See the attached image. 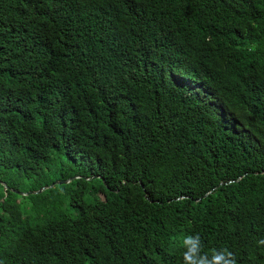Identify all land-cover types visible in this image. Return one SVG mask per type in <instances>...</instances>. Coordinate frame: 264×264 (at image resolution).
<instances>
[{
    "label": "trees",
    "instance_id": "1",
    "mask_svg": "<svg viewBox=\"0 0 264 264\" xmlns=\"http://www.w3.org/2000/svg\"><path fill=\"white\" fill-rule=\"evenodd\" d=\"M190 235L264 264V0H0V264Z\"/></svg>",
    "mask_w": 264,
    "mask_h": 264
},
{
    "label": "clouds",
    "instance_id": "2",
    "mask_svg": "<svg viewBox=\"0 0 264 264\" xmlns=\"http://www.w3.org/2000/svg\"><path fill=\"white\" fill-rule=\"evenodd\" d=\"M188 251L185 252V264H236L235 258L227 250L214 252L211 256L200 251L198 236H187L184 240Z\"/></svg>",
    "mask_w": 264,
    "mask_h": 264
},
{
    "label": "water",
    "instance_id": "3",
    "mask_svg": "<svg viewBox=\"0 0 264 264\" xmlns=\"http://www.w3.org/2000/svg\"><path fill=\"white\" fill-rule=\"evenodd\" d=\"M72 179H73V178L66 179V180H62V181L54 182V183L51 184V185H48V186H44V187H42V188H41L39 191H37V192H41V191H43V190L46 189V188L53 187V186L56 185V184H66V183H69V182L72 181ZM3 183H4V182H3ZM4 184H5V183H4ZM7 189H8V185L5 184V190H7ZM14 191H16L17 193H19L20 195H29L30 193H34V192H21V191H19V190H17V189H14Z\"/></svg>",
    "mask_w": 264,
    "mask_h": 264
},
{
    "label": "rangeland",
    "instance_id": "4",
    "mask_svg": "<svg viewBox=\"0 0 264 264\" xmlns=\"http://www.w3.org/2000/svg\"><path fill=\"white\" fill-rule=\"evenodd\" d=\"M53 176H54V175H53ZM57 181H62V180H61V179H54V180H52V182L50 183V185L53 184L54 182H57ZM31 187H32L31 182H30V181H27V182L22 186V190H21V192H35L34 190L31 189ZM39 190H40V189H39ZM39 190H37V191H39Z\"/></svg>",
    "mask_w": 264,
    "mask_h": 264
}]
</instances>
